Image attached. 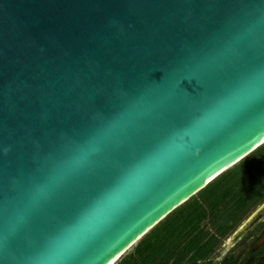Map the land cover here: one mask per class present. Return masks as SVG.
<instances>
[{
    "label": "water",
    "instance_id": "water-1",
    "mask_svg": "<svg viewBox=\"0 0 264 264\" xmlns=\"http://www.w3.org/2000/svg\"><path fill=\"white\" fill-rule=\"evenodd\" d=\"M263 143L264 0H0V264H114Z\"/></svg>",
    "mask_w": 264,
    "mask_h": 264
},
{
    "label": "trees",
    "instance_id": "trees-1",
    "mask_svg": "<svg viewBox=\"0 0 264 264\" xmlns=\"http://www.w3.org/2000/svg\"><path fill=\"white\" fill-rule=\"evenodd\" d=\"M264 199V143L144 234L114 264H197Z\"/></svg>",
    "mask_w": 264,
    "mask_h": 264
},
{
    "label": "flooded vegetation",
    "instance_id": "flooded-vegetation-1",
    "mask_svg": "<svg viewBox=\"0 0 264 264\" xmlns=\"http://www.w3.org/2000/svg\"><path fill=\"white\" fill-rule=\"evenodd\" d=\"M197 264H264V199L251 208Z\"/></svg>",
    "mask_w": 264,
    "mask_h": 264
},
{
    "label": "snow or ice",
    "instance_id": "snow-or-ice-1",
    "mask_svg": "<svg viewBox=\"0 0 264 264\" xmlns=\"http://www.w3.org/2000/svg\"><path fill=\"white\" fill-rule=\"evenodd\" d=\"M77 151H84V146H77ZM74 163V161L72 159L66 160L61 162L58 167L61 169H67L70 168L72 166V164ZM56 177L55 175L51 176L48 178V180L46 181V183L51 184L55 181ZM39 191H43V188L39 189ZM108 260V259H107Z\"/></svg>",
    "mask_w": 264,
    "mask_h": 264
},
{
    "label": "rangeland",
    "instance_id": "rangeland-1",
    "mask_svg": "<svg viewBox=\"0 0 264 264\" xmlns=\"http://www.w3.org/2000/svg\"><path fill=\"white\" fill-rule=\"evenodd\" d=\"M223 242H224V240H221V242L218 244V246H221V245L223 244ZM129 250H131V248H129V249L125 252V254H126Z\"/></svg>",
    "mask_w": 264,
    "mask_h": 264
},
{
    "label": "bare ground",
    "instance_id": "bare-ground-1",
    "mask_svg": "<svg viewBox=\"0 0 264 264\" xmlns=\"http://www.w3.org/2000/svg\"><path fill=\"white\" fill-rule=\"evenodd\" d=\"M110 263H111V262H110ZM110 263H109V264H110Z\"/></svg>",
    "mask_w": 264,
    "mask_h": 264
}]
</instances>
